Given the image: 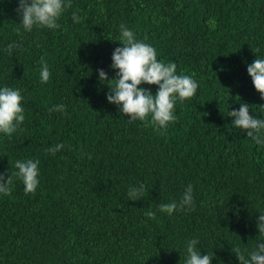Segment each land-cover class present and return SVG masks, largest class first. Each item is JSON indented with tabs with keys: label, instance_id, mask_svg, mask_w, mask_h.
<instances>
[{
	"label": "trees",
	"instance_id": "16d2710c",
	"mask_svg": "<svg viewBox=\"0 0 264 264\" xmlns=\"http://www.w3.org/2000/svg\"><path fill=\"white\" fill-rule=\"evenodd\" d=\"M17 6L0 0V85L21 89L25 120L0 134V173L38 159L40 184L25 194L14 178L11 195L0 196V264H184L185 242L196 237L213 264H241L232 248L254 246L264 211V146L234 127L228 110L247 102L264 117L247 72L264 58V0H72L59 29L30 33ZM122 23L199 82L166 130L129 121L98 79L101 68L116 77ZM13 41L20 47L9 55ZM144 87L155 94L158 86ZM58 103L66 114L50 111ZM56 143L65 147L52 155ZM137 182L145 193L132 201L128 186ZM188 184L191 211L159 210Z\"/></svg>",
	"mask_w": 264,
	"mask_h": 264
},
{
	"label": "clouds",
	"instance_id": "9594fccd",
	"mask_svg": "<svg viewBox=\"0 0 264 264\" xmlns=\"http://www.w3.org/2000/svg\"><path fill=\"white\" fill-rule=\"evenodd\" d=\"M17 14L24 32L47 28L56 30L61 27L59 20L66 9L71 7L72 0H17ZM74 23H80L82 17L76 10L72 11ZM215 26V22H212ZM20 29H17L19 31ZM112 52L111 67L116 70V77L109 79L104 69H98V79L107 82L109 92L108 102L116 105L119 113L124 114L129 121L139 120L158 131L166 130L170 123L175 122L176 106L197 93L199 82L194 75L179 73L174 61L165 62L158 59L156 49L144 40L138 39L135 31L125 24L119 25V40ZM20 45L13 41L7 44L9 55ZM39 78L42 83L49 81L51 72L47 61L41 57ZM247 72L255 89L264 99V58H256L247 64ZM156 85L155 94L144 85ZM25 97L21 89L0 85V134L11 136L21 127L25 120L23 102ZM250 105L241 102L238 108L228 110L231 124L246 132L248 137L264 146V117L250 114ZM50 111L67 113V105L58 103L51 106ZM64 143L51 145L47 151L55 155L64 149ZM40 161L33 158L16 159L15 171L7 175L0 173V196H9L14 190V178L23 184L25 194L34 193L40 184ZM145 185L142 182L129 184L127 196L136 201L143 197ZM159 210L172 216L178 210L191 211L194 207L193 186L188 184L179 200L159 204ZM154 217L151 209L144 213ZM258 235L251 248L235 246L232 252L241 264H264V211H259L256 217ZM199 238H191L185 242L184 264H213V255L202 252L198 248Z\"/></svg>",
	"mask_w": 264,
	"mask_h": 264
}]
</instances>
